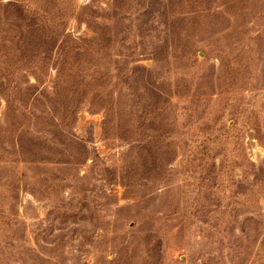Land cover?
I'll list each match as a JSON object with an SVG mask.
<instances>
[{
	"label": "rangeland",
	"instance_id": "374dc122",
	"mask_svg": "<svg viewBox=\"0 0 264 264\" xmlns=\"http://www.w3.org/2000/svg\"><path fill=\"white\" fill-rule=\"evenodd\" d=\"M0 264H264V0H0Z\"/></svg>",
	"mask_w": 264,
	"mask_h": 264
},
{
	"label": "trees",
	"instance_id": "16d2710c",
	"mask_svg": "<svg viewBox=\"0 0 264 264\" xmlns=\"http://www.w3.org/2000/svg\"><path fill=\"white\" fill-rule=\"evenodd\" d=\"M17 51L19 52V48H17ZM37 52H38V50H35V49L34 50H26V51H22V52L20 51L21 57L24 58L25 66H27L28 69H30L28 71H32L31 69H36L35 66H33V64L35 65V64L39 63V62H37V58H38V56L36 55ZM4 55L9 57V55H11V54L6 53V54H2L1 56L4 57ZM18 56H19V53H18ZM4 64L7 66L8 62L4 61ZM8 66H10V65H8ZM36 66H38V64ZM9 68H11V67H8V69ZM33 71H35V70H33ZM32 73L35 74V72H32Z\"/></svg>",
	"mask_w": 264,
	"mask_h": 264
}]
</instances>
